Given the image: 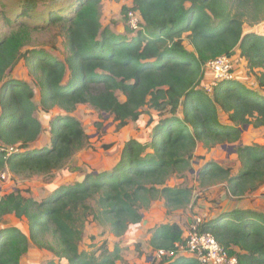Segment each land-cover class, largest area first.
I'll list each match as a JSON object with an SVG mask.
<instances>
[{
	"label": "trees",
	"instance_id": "obj_1",
	"mask_svg": "<svg viewBox=\"0 0 264 264\" xmlns=\"http://www.w3.org/2000/svg\"><path fill=\"white\" fill-rule=\"evenodd\" d=\"M102 2L51 0L39 13L35 0H12L1 11L0 145L19 151L0 153V173L47 175L64 168L90 137L73 114L79 105L113 116L119 129L144 113L151 117L144 137L127 139L111 167L88 171L41 200L19 190L0 193V221L15 214L29 224L26 230L0 226V264H23L31 242L45 247L47 234L55 245L46 248L59 260L47 264H117L122 258L119 243L110 250L105 240L99 255L80 249L88 212L123 241L155 200L163 199L169 214L186 209L194 188L167 183L193 169L200 143L208 150L232 145L240 161L233 174L230 167L207 159L198 170L201 186L224 182L239 197L264 182V145L242 142L246 126L264 127V33L245 31L248 21L263 20L264 0H133L123 13L141 15V28L134 35L103 27ZM30 24L38 30L60 26L66 57L45 47L25 49L31 42L26 32ZM5 28L16 30L5 33ZM237 49L252 72L259 70L257 86L233 76L212 92L205 90L207 63L233 56ZM21 60L32 81L9 77ZM37 87L43 110H62L50 123L49 142L41 138L45 127L36 116ZM92 200L96 212L91 211ZM186 228L177 221L157 224L148 244L153 252L173 249L184 240ZM201 231L211 232L241 264H264V211L222 210L204 220ZM161 262L200 264L181 255L165 256Z\"/></svg>",
	"mask_w": 264,
	"mask_h": 264
},
{
	"label": "rangeland",
	"instance_id": "obj_2",
	"mask_svg": "<svg viewBox=\"0 0 264 264\" xmlns=\"http://www.w3.org/2000/svg\"><path fill=\"white\" fill-rule=\"evenodd\" d=\"M35 1L38 4L37 11L42 13L51 0ZM5 3L6 5H11L10 3H12V0H0V19L1 11L9 7L5 6ZM124 6L132 7L133 0H103L101 17L103 27H109L112 31L117 33L134 35L141 26L138 24V26L134 28L131 19L134 18L141 22V15L135 11L134 16H130L128 13L126 17L123 13ZM1 24L2 21L0 20V29H2ZM128 27L133 29V32L131 31L132 33L128 30ZM13 29L16 30V28ZM12 30L9 28L4 29L5 33H10ZM245 31L264 33V17L263 20L257 24L248 21L245 26ZM26 32H28L31 42L25 49L33 46L45 47L48 51H51L61 59H64L68 54L66 38L60 26L46 27L38 30L30 24L26 28ZM240 53V49H237L233 56H229L233 63L232 74L247 85L256 87L258 84L256 74L259 70L256 69V72H252L246 59L241 56ZM209 64L210 62L207 63L205 67L206 75L202 85L205 90L212 88V82L217 80ZM9 77L25 80L29 79L30 76L24 60H21L19 64L9 72ZM30 81H32L31 77ZM32 85L35 86L34 82ZM261 90L264 92V89ZM118 95L121 100H125V95H123L121 91H118ZM34 101L38 106L36 116L39 117L45 127L44 136L41 138L43 141L49 142L51 138L49 134L50 123L57 114L62 112V110L57 107L47 112L43 110L38 87L36 88ZM73 114L82 121L86 132L90 135L87 145L78 151L67 162L64 168L54 170L51 174L27 176L17 175L9 170H4L0 173V193L2 195L19 190L24 196L41 200L60 185L74 184L88 171L104 170L111 167L121 153L127 139L137 138L139 136L144 137L143 134L147 129V123L151 117L150 113H144L139 121L130 122L127 126L119 129L113 116L101 113L89 104L79 105ZM152 115H155L157 118L155 111L152 112ZM221 118L223 121L227 120V116L223 113H221ZM242 142L244 144L264 145V127L255 128L253 125L246 126L243 131ZM198 156H203L205 160L198 158ZM207 159L216 160L222 165L230 167L233 174L240 169V161L234 146L219 144L211 150H208L200 143L195 154V159L192 162L193 169L182 176L172 177L167 183V185L171 187L184 185L194 188L192 203L186 209H180V212L173 211L174 213L172 212L171 214L174 215L171 219L181 221L184 224L183 227H188L197 217L208 220L222 210H232L243 207L264 211V182L260 183L255 189L249 191L244 196L239 197L233 195L224 182L201 186L198 180V170ZM163 201V199L155 200L152 202L150 208L143 210L145 231H148L151 226L154 227L155 224L166 223L163 216L169 213ZM90 205L93 206L91 211L96 212L94 200L90 202ZM158 213H161L160 218H157ZM88 214L89 216H87L83 238L80 242V249L82 251L99 255L103 242L106 240L110 250H114L117 243L122 247V258L118 260L117 264H160L158 261L160 258L153 257L154 253H152V251L142 250L141 244L128 245L127 243H123L122 240L119 241L118 237L106 224L94 220L91 212H88ZM14 225L20 226L26 230L29 227L28 219L26 217L20 219L16 217L15 214H6L0 221V226ZM43 241L46 243L45 247L31 242V250L24 255L22 260L23 264H46V261L51 256H55L53 251L46 248L47 245H55L52 236L47 234ZM55 260L59 262L57 258Z\"/></svg>",
	"mask_w": 264,
	"mask_h": 264
},
{
	"label": "built area",
	"instance_id": "obj_3",
	"mask_svg": "<svg viewBox=\"0 0 264 264\" xmlns=\"http://www.w3.org/2000/svg\"><path fill=\"white\" fill-rule=\"evenodd\" d=\"M135 11H130L129 15L134 16ZM133 27H137L140 23L132 18ZM210 67L216 76L217 80L212 82V88H208L212 92L213 87L223 79H230L232 74L233 63L229 56H220L210 61ZM19 151L15 147H7L0 145V153L6 152L7 155H12ZM204 221L201 217H197L185 230L184 240L177 242L173 249H159L155 251L153 257L163 258L174 257L183 252H189L194 255L200 264H241L236 255L230 254L228 249L223 246L216 237L208 231H201V224Z\"/></svg>",
	"mask_w": 264,
	"mask_h": 264
},
{
	"label": "crops",
	"instance_id": "obj_4",
	"mask_svg": "<svg viewBox=\"0 0 264 264\" xmlns=\"http://www.w3.org/2000/svg\"><path fill=\"white\" fill-rule=\"evenodd\" d=\"M32 149H36V148H38V146H36V145H33L32 147H31ZM164 202V201H163ZM167 212V211H166ZM176 212H180L179 210H177ZM175 212V213H176ZM174 213V212H173ZM174 214H167L166 216L164 215L163 216V218H165V220H166V222H172V221H177V222H179L182 226H184V224L181 222V221H178V220H174V219H171L172 218V216H173ZM215 215H217V214H215ZM214 215V216H215ZM161 217V213H158V216H157V218H160ZM213 217V216H212ZM165 220H163V221H165ZM183 220H185V219H183ZM155 226H156V224H155ZM154 226V227H155ZM154 227H150L149 229H150V231H149V229H148V231L146 230H144L145 229V222H144V218H143V221H142V223L139 225V227L136 229V230H134L131 234H129L122 242L123 243H127L128 245H135V244H137V242H139V243H141V249L142 250H150V251H152V253H155V252H153V250H152V248L150 247V245L148 244L149 243V240H150V237H151V230L154 228ZM30 250H31V247H30ZM179 255H181V256H186V257H188V258H194V255L192 254V253H189V252H183V253H181V254H179ZM53 259H56V257L54 256V257H50L47 261H46V264H47V262L48 261H50V260H53ZM158 261L160 262V264H168V262H164V263H162L161 261H162V259L160 258V259H158Z\"/></svg>",
	"mask_w": 264,
	"mask_h": 264
}]
</instances>
